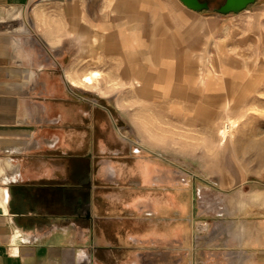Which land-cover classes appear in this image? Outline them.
I'll use <instances>...</instances> for the list:
<instances>
[{"label": "crops", "instance_id": "1", "mask_svg": "<svg viewBox=\"0 0 264 264\" xmlns=\"http://www.w3.org/2000/svg\"><path fill=\"white\" fill-rule=\"evenodd\" d=\"M65 1L0 0V264H264V215L216 222L193 246L154 191L153 158L115 136L105 96L38 65L43 10L64 17L51 21L50 59H167L160 17L176 32L195 11L113 0L107 24L105 0Z\"/></svg>", "mask_w": 264, "mask_h": 264}, {"label": "rangeland", "instance_id": "2", "mask_svg": "<svg viewBox=\"0 0 264 264\" xmlns=\"http://www.w3.org/2000/svg\"><path fill=\"white\" fill-rule=\"evenodd\" d=\"M104 4L112 24L114 2ZM210 7L183 10L176 32L160 17L171 39L167 59H50L51 21L64 17L45 10L34 39L41 68L67 69L78 81L100 72L91 85H77L105 96L124 150L153 158L154 191L170 195L168 220L185 223L193 246L216 222L264 215V0L226 14Z\"/></svg>", "mask_w": 264, "mask_h": 264}, {"label": "water", "instance_id": "3", "mask_svg": "<svg viewBox=\"0 0 264 264\" xmlns=\"http://www.w3.org/2000/svg\"><path fill=\"white\" fill-rule=\"evenodd\" d=\"M181 3L194 11H200L206 7V4H201L198 0H180ZM255 0H227V4L219 10V13L226 14L228 12H238L246 8L248 4L253 3Z\"/></svg>", "mask_w": 264, "mask_h": 264}, {"label": "bare ground", "instance_id": "4", "mask_svg": "<svg viewBox=\"0 0 264 264\" xmlns=\"http://www.w3.org/2000/svg\"><path fill=\"white\" fill-rule=\"evenodd\" d=\"M99 77H100V72L98 70H90L87 74L82 76L79 81L78 79H71V81L74 85H77L79 82H83V83H87L88 85H91L94 82V80L98 79ZM229 127L230 126L226 125L224 128H221L218 131V134L220 135L221 139L223 140L225 139L226 132Z\"/></svg>", "mask_w": 264, "mask_h": 264}, {"label": "flooded vegetation", "instance_id": "5", "mask_svg": "<svg viewBox=\"0 0 264 264\" xmlns=\"http://www.w3.org/2000/svg\"><path fill=\"white\" fill-rule=\"evenodd\" d=\"M220 0H198L199 3L201 4H206V7L202 8L201 10H209L212 6V5H216L217 7H214L213 10L216 11L217 13H219V10L221 8H223L226 4H227V0H222L221 3H219ZM256 1V0H255ZM254 1V2H255ZM253 2V3H254ZM218 3V4H217ZM251 3V4H253ZM251 4H248L247 6L251 5ZM246 6V7H247ZM228 13H232L231 11L228 12Z\"/></svg>", "mask_w": 264, "mask_h": 264}]
</instances>
